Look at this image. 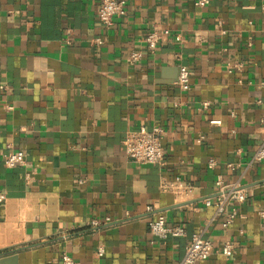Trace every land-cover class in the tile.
<instances>
[{"label": "crops", "instance_id": "1", "mask_svg": "<svg viewBox=\"0 0 264 264\" xmlns=\"http://www.w3.org/2000/svg\"><path fill=\"white\" fill-rule=\"evenodd\" d=\"M125 1L106 28L102 0H0V264H59L64 252L76 264H173L195 233L214 244L195 264H264V164L249 166L264 141V0ZM163 30L151 52L144 39ZM142 126L164 129L163 166L128 157L127 133ZM17 151L25 165L8 168ZM219 176L248 192L229 227L205 205ZM178 177L189 194L163 189ZM159 214L185 235L154 236Z\"/></svg>", "mask_w": 264, "mask_h": 264}, {"label": "built area", "instance_id": "2", "mask_svg": "<svg viewBox=\"0 0 264 264\" xmlns=\"http://www.w3.org/2000/svg\"><path fill=\"white\" fill-rule=\"evenodd\" d=\"M210 3L211 0H196V4L201 7L208 6ZM125 14V0H102L98 11L99 19L106 28L114 26L115 18L124 16ZM169 33V30H163L162 32L154 31L148 34L144 39L146 47L151 52H155L163 36ZM95 43L97 46H101L104 40L100 37L95 39ZM143 56L141 50H135L129 54L128 59L130 63L137 64L143 59ZM177 84L182 91H188L190 89L191 77L186 67L180 68ZM262 85H264V82H262ZM209 104L210 102H204V108H208ZM262 122L264 123V117L262 118ZM210 123L213 125H221L222 121L211 120ZM164 134V129L161 126H154L152 129L142 126L136 130H130L124 141L128 157L137 163L163 166L165 164V150L163 147ZM202 140L203 138L200 139V142ZM4 162L8 168L24 166L26 163V154L23 151L10 152L5 156ZM255 164H264V141L258 147L249 166ZM216 165L217 161L215 159L209 160V169H214ZM228 166L235 169L234 164H229ZM27 180H31L30 175H27ZM215 186L218 194L214 198L205 200V205L208 207H215L216 215L224 216L223 226L229 227L238 216V207L236 205L230 206V204L244 203L248 198V192L238 183H226L221 176L216 179ZM163 189L180 195H187L191 192V188L188 187L180 177L176 178L174 181L164 183ZM6 199V193L0 190V206L5 203ZM147 209L148 211H153L151 206ZM260 217L262 219L261 231L264 234V211L260 212ZM91 224L92 226H99L101 222L98 219H94ZM149 229L154 236L163 240L169 237L184 236L186 233L182 226H168L166 217L162 214L157 215L149 221ZM233 248V244L227 242L221 249V253L226 257H231ZM104 253L105 251L101 247L98 251V255L102 257ZM213 253V242L205 238L203 234L195 233L192 235L191 243L187 246L183 258L173 264H195L199 261L208 260ZM59 264H76V261L71 254L64 252Z\"/></svg>", "mask_w": 264, "mask_h": 264}, {"label": "water", "instance_id": "3", "mask_svg": "<svg viewBox=\"0 0 264 264\" xmlns=\"http://www.w3.org/2000/svg\"><path fill=\"white\" fill-rule=\"evenodd\" d=\"M187 204H189V203H183V204H180L179 206H183V205H187Z\"/></svg>", "mask_w": 264, "mask_h": 264}]
</instances>
